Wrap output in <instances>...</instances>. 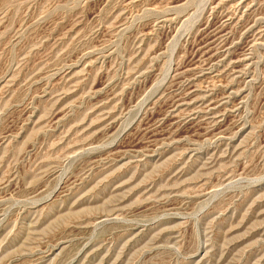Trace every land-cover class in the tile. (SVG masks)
I'll return each instance as SVG.
<instances>
[{
    "label": "rangeland",
    "instance_id": "rangeland-1",
    "mask_svg": "<svg viewBox=\"0 0 264 264\" xmlns=\"http://www.w3.org/2000/svg\"><path fill=\"white\" fill-rule=\"evenodd\" d=\"M0 264H264V0H0Z\"/></svg>",
    "mask_w": 264,
    "mask_h": 264
}]
</instances>
